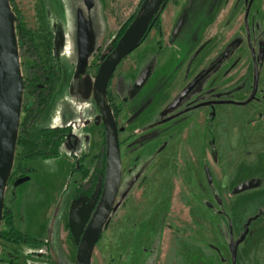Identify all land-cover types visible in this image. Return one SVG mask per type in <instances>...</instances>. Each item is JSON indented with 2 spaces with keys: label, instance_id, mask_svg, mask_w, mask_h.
<instances>
[{
  "label": "rangeland",
  "instance_id": "1",
  "mask_svg": "<svg viewBox=\"0 0 264 264\" xmlns=\"http://www.w3.org/2000/svg\"><path fill=\"white\" fill-rule=\"evenodd\" d=\"M149 2L9 0L17 44V26L25 24L40 57L51 38V57H60L61 80L36 129L70 131L59 156L26 161L31 173L9 181L5 206L17 229L43 243L6 244V251L1 241L2 264L9 252L19 253V264H54L51 252L76 264L73 220L87 209L94 216L104 186L99 200L97 192L76 193L90 192L106 159L94 81ZM159 28L106 90L122 183L90 264H234L231 243L249 221L236 264H264V0H169ZM18 50L25 79L39 55L27 43ZM36 98L24 93L20 125Z\"/></svg>",
  "mask_w": 264,
  "mask_h": 264
},
{
  "label": "water",
  "instance_id": "2",
  "mask_svg": "<svg viewBox=\"0 0 264 264\" xmlns=\"http://www.w3.org/2000/svg\"><path fill=\"white\" fill-rule=\"evenodd\" d=\"M84 1L88 6L92 4V0ZM165 1L150 0L140 16L120 38L116 47L106 55L98 69L93 86V99L104 127L105 179L94 216L91 218V211L87 209L73 220L71 235L77 246L76 264H90L97 243L114 211L122 183L121 144L113 111L105 100L107 87L121 63L139 48ZM190 90L191 88L182 93L174 106H177ZM23 95V76L11 5L9 0H0V254L5 195L14 167ZM250 223L251 221L246 224L242 236L231 243L234 264L237 260L238 246L245 239ZM50 257L54 264H65L52 252Z\"/></svg>",
  "mask_w": 264,
  "mask_h": 264
},
{
  "label": "trees",
  "instance_id": "3",
  "mask_svg": "<svg viewBox=\"0 0 264 264\" xmlns=\"http://www.w3.org/2000/svg\"><path fill=\"white\" fill-rule=\"evenodd\" d=\"M168 3L169 0H166L158 15L154 19L151 28L145 35L142 43L153 28L158 27V29H160V15L164 12ZM18 20V17L13 16L14 24ZM17 30L18 48H22V46L27 43L35 53H38L39 45L36 44L37 35L33 31L29 30L25 24H18ZM47 36L51 35H42L40 36V39H47ZM117 42L118 41L115 42L114 48L117 45ZM43 46H45V56L40 57V54H37L39 56H37L38 58L35 60V64L31 67L30 76L23 79L24 93L33 94L37 97V100L35 102V106H33L32 109L26 111V117L21 122L16 149L17 163L14 167V171L12 172L10 180H13L15 174L19 173L21 174V178H25L31 173L30 170L24 167V163L28 160L36 158H54L59 156L60 148L67 141V137L70 131V127L45 128L40 130L36 129V125L48 108L61 80L60 57L58 52L56 51L57 55L51 57L52 50L54 49L52 38L51 40L45 42ZM41 85H45V87L41 89ZM103 148L105 149V147ZM105 163L106 159L104 158L99 168L97 169L96 176H94L93 181L90 184V192L86 194V192H82V187H79L76 191L79 196H90L91 194L93 195L97 192L98 196L96 200H99V195L102 191V186L105 178ZM79 164L80 161L76 162L75 167ZM84 174L87 173L85 172ZM74 199H76V195H74ZM2 241L4 242L2 247H4L6 251V244L21 246L43 243L29 237L28 235L20 232L17 229L12 206H5L4 208ZM47 244L49 245V243ZM10 256H15V259H11ZM49 258L51 259L50 254ZM19 260L20 256L18 252H16V255L10 252L7 254L4 253L2 257V261H8V264H19Z\"/></svg>",
  "mask_w": 264,
  "mask_h": 264
},
{
  "label": "flooded vegetation",
  "instance_id": "4",
  "mask_svg": "<svg viewBox=\"0 0 264 264\" xmlns=\"http://www.w3.org/2000/svg\"><path fill=\"white\" fill-rule=\"evenodd\" d=\"M153 29H154V28H153ZM151 31H152V30H151ZM44 87H45V85H41V86H40L41 89L44 88ZM252 100L255 101L256 98L254 97ZM209 106H210L211 111L213 112V111L215 110L216 103H212V102H210ZM188 110H189V109H188ZM178 115H179V113H178V114H175L173 117L178 116ZM168 119H169V117H167V118L164 119V120L166 121V120H168ZM241 236H242V235H241ZM72 239H73V238H72ZM50 261H52V260H50Z\"/></svg>",
  "mask_w": 264,
  "mask_h": 264
},
{
  "label": "crops",
  "instance_id": "5",
  "mask_svg": "<svg viewBox=\"0 0 264 264\" xmlns=\"http://www.w3.org/2000/svg\"><path fill=\"white\" fill-rule=\"evenodd\" d=\"M73 168V167H72Z\"/></svg>",
  "mask_w": 264,
  "mask_h": 264
}]
</instances>
